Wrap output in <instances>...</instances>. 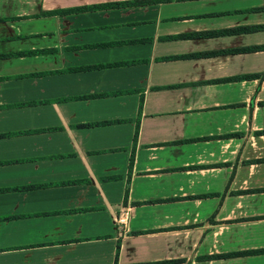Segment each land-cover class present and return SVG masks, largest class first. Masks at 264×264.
Wrapping results in <instances>:
<instances>
[{"label": "crops", "instance_id": "obj_1", "mask_svg": "<svg viewBox=\"0 0 264 264\" xmlns=\"http://www.w3.org/2000/svg\"><path fill=\"white\" fill-rule=\"evenodd\" d=\"M0 264H264V0H0Z\"/></svg>", "mask_w": 264, "mask_h": 264}, {"label": "built area", "instance_id": "obj_2", "mask_svg": "<svg viewBox=\"0 0 264 264\" xmlns=\"http://www.w3.org/2000/svg\"><path fill=\"white\" fill-rule=\"evenodd\" d=\"M128 217H129L128 208H122L119 211V214L115 218V222L117 226L125 230L128 223Z\"/></svg>", "mask_w": 264, "mask_h": 264}, {"label": "trees", "instance_id": "obj_3", "mask_svg": "<svg viewBox=\"0 0 264 264\" xmlns=\"http://www.w3.org/2000/svg\"><path fill=\"white\" fill-rule=\"evenodd\" d=\"M70 12H72V11H70ZM8 56H16V55L14 54V55H8Z\"/></svg>", "mask_w": 264, "mask_h": 264}]
</instances>
